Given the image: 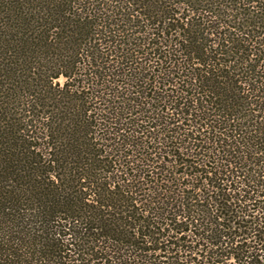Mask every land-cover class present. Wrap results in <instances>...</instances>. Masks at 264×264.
Instances as JSON below:
<instances>
[{"label": "trees", "instance_id": "obj_1", "mask_svg": "<svg viewBox=\"0 0 264 264\" xmlns=\"http://www.w3.org/2000/svg\"><path fill=\"white\" fill-rule=\"evenodd\" d=\"M0 264H264V0H0Z\"/></svg>", "mask_w": 264, "mask_h": 264}]
</instances>
